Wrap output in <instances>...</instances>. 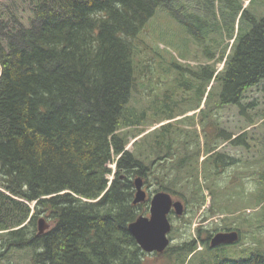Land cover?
Instances as JSON below:
<instances>
[{
  "label": "trees",
  "instance_id": "1",
  "mask_svg": "<svg viewBox=\"0 0 264 264\" xmlns=\"http://www.w3.org/2000/svg\"><path fill=\"white\" fill-rule=\"evenodd\" d=\"M29 3L34 17L29 24L15 19V25L0 34V237L6 247H31L35 264H144L145 252L127 227L144 213L149 199L133 203V180L140 176L148 181L160 169L156 163L161 166L177 147L171 146L173 130L167 123L151 138L148 132L139 143L134 141L135 149H126L130 138L142 132L134 128L144 126L148 118L146 109L130 104L149 65L142 58L150 48L141 33L159 7L182 11L179 21L187 28V22L195 25L198 19L234 21L242 0ZM247 9L239 21L248 19L251 27L239 34L223 67L216 72L213 63L224 57L225 47L215 59L216 50L204 46L208 62L189 70L191 75L184 80L173 77L174 88L191 89L197 83L200 92V83L208 85L213 79L221 84L217 106L233 104L247 115V107L241 105L243 93L264 80V15L249 16ZM6 23L0 21V28ZM221 35L223 39V31ZM171 66L181 67L176 62ZM162 68L171 69L170 64ZM164 93L163 101L150 112L155 118V109L162 119L176 116ZM217 120L216 116L211 122L214 132L203 134V151L193 137L195 151L185 147L173 164L185 168L195 210L204 205V188L209 191L211 203L205 216L219 214L213 195L221 184L216 177L227 166L240 163L237 169L246 177L252 164L258 163L254 161H262L255 189L264 188V156L243 163L214 151L218 140L231 138ZM245 137L243 133L231 143L242 147L247 144ZM162 147L164 155L159 153ZM200 151L206 156L198 162ZM151 152L158 158L150 159ZM165 177H159L160 189L174 192L172 181L164 183ZM41 216L51 224L38 234ZM202 233L197 230L195 238L171 249V255L184 251L196 256L200 240L208 253L199 255L196 264H264L263 252L255 249L248 258H233L226 246L210 247L209 235L206 239Z\"/></svg>",
  "mask_w": 264,
  "mask_h": 264
},
{
  "label": "rangeland",
  "instance_id": "2",
  "mask_svg": "<svg viewBox=\"0 0 264 264\" xmlns=\"http://www.w3.org/2000/svg\"><path fill=\"white\" fill-rule=\"evenodd\" d=\"M244 3L248 8L249 16L250 14L257 17L264 15V0H246ZM175 8L180 9L178 6ZM181 15L182 11L175 13L164 7H159L143 29L141 37L143 36V40L150 50H144L142 58L148 61L149 65L144 78L140 80V84L130 100V104L135 105L137 109H146L148 118L142 124L144 126L134 128L142 132L130 138L126 145L127 149H135L136 146L132 144L134 141L139 143V140L142 139L140 137L148 132L151 138L152 133H156L160 129V125L167 123L171 124L170 128L173 130L171 146L177 147L174 155L165 157L166 159L161 161L163 162L161 166H159V162L156 163L157 168L160 169H158L159 171L156 170L155 174L151 175L148 181L144 183V188L150 195L161 190L159 177L165 174L164 183L168 184L172 181L171 187L174 192L169 193L184 204L182 215H176L173 211L168 214L171 223V229L168 233L169 251L166 248L158 254L144 251V264H196L199 255L205 256L208 253L200 241L197 243L196 256H191L184 251H180L174 256V254L171 255V249L195 238L197 230L203 232L201 237L205 238L209 235L211 238L215 232L224 231L225 224L229 227L238 228L231 230H237L239 236L234 243L221 244L226 246L225 251L233 255V258H248L250 252L255 249L264 253V188L258 186L259 189H255L256 177L258 176L256 170L259 169L262 161H254L258 163L252 164V170L250 169L246 177L237 169L240 163L224 168L216 177L221 184H219L217 193L213 195L214 201L218 202L219 214H207L206 216L205 211L211 203L209 191L204 188L203 194L206 196L204 205L195 210L193 201L189 198L192 187L186 185L185 168H178L173 164L179 157L183 156L185 147L195 151L196 145L193 147L191 144V142L195 144V141L190 140L191 138L197 139L196 143L198 141L200 147L203 145V134L205 137V135L208 136L214 132L211 122L216 116L217 125L230 133L231 138L218 140V145L214 151L225 153L226 156H233L237 158L238 162L243 163L244 160L252 161L257 157L263 158L264 80L249 87L243 93L241 105L247 107L245 110L247 115L241 114L240 108L233 104L217 106L220 102L221 84L213 79L208 85L201 82L200 92H198L197 83L191 89L174 88L173 77L178 76L184 80L187 75H191L189 70L194 69L198 64L208 62L203 53L204 44L198 43L194 39L193 33H190L179 21L178 16ZM31 18L34 17L29 0H0V21L7 22L5 27L1 26L0 34L15 25V19L23 24H29ZM218 40L217 46L212 48L216 50V54L220 55V51L224 47L226 52L229 51L232 36L224 35L223 39L219 38ZM224 60L225 57L217 59L213 63L216 72L223 67ZM173 62L186 69L187 73L179 66H171ZM167 64H170L171 67L169 72H165L162 68ZM164 91L169 95V108L172 109L173 115H176L173 118L162 119L159 110L156 109V118L150 113L152 108L160 104L165 98ZM251 103L252 105H250ZM250 119L254 120L253 124ZM130 129L136 132L133 128ZM243 133L246 135L245 143L247 144L242 147L233 145L231 140ZM197 135H199L198 138ZM186 141H188L187 144L184 143ZM165 150V147L159 149L160 155H164ZM201 150L203 151V146ZM202 151L196 155L198 162L206 156ZM155 158H158V154L151 152L150 159ZM109 165L114 167V163ZM235 173L241 177L238 175L240 178H235ZM201 184L203 185L202 182ZM1 190L5 191L3 188ZM144 210L143 214L149 215V200ZM5 220L8 221V217ZM48 224H51L50 221ZM4 241L5 238L0 237V264H35L33 260L34 250L31 247H6Z\"/></svg>",
  "mask_w": 264,
  "mask_h": 264
},
{
  "label": "water",
  "instance_id": "3",
  "mask_svg": "<svg viewBox=\"0 0 264 264\" xmlns=\"http://www.w3.org/2000/svg\"><path fill=\"white\" fill-rule=\"evenodd\" d=\"M133 183L135 188L133 203L147 200V190L144 188L142 177L136 176ZM171 210L176 215H182L184 211L183 202L180 199L173 198L165 190H157L149 197V215L140 214L128 224V231L142 251L158 254L162 253L169 245L168 233L171 229V223L168 214ZM48 227L49 224L41 216L38 219L37 233L44 232ZM238 238L237 230L217 231L210 238V246L231 244L236 242Z\"/></svg>",
  "mask_w": 264,
  "mask_h": 264
},
{
  "label": "flooded vegetation",
  "instance_id": "4",
  "mask_svg": "<svg viewBox=\"0 0 264 264\" xmlns=\"http://www.w3.org/2000/svg\"><path fill=\"white\" fill-rule=\"evenodd\" d=\"M246 0H242V8L237 15L236 19L232 21L230 18H221L219 17L217 20V23H211V20L206 22L204 19H198L197 23L194 25H191L190 22H187V30L191 33H193V37L195 40V35H197L198 39L200 40V44H204V46H208L209 48H213L218 42L219 38L222 36H227L230 31H232V42L229 51H227L224 55L226 58L229 54L232 53V44L235 43V41L238 39L240 33L246 32V30H249L251 25L249 24L248 19L244 21L242 24H240L239 18L242 16L243 11L246 9V4L244 3ZM233 23V27L231 24ZM215 40V41H213ZM198 41V40H197ZM205 42V43H204ZM214 58L216 59L219 55L214 53ZM150 193L147 192V199H149ZM172 211V210H171ZM231 230L227 229L226 231ZM225 231V230H224ZM207 239V236L205 237ZM200 241V240H198ZM208 243L210 246V237L208 239ZM220 246V245H218ZM217 247V246H216Z\"/></svg>",
  "mask_w": 264,
  "mask_h": 264
}]
</instances>
